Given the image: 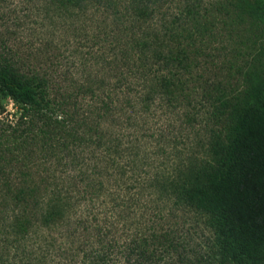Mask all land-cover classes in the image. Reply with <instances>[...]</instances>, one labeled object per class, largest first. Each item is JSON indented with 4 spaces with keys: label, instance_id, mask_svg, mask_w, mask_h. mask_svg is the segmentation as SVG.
<instances>
[{
    "label": "trees",
    "instance_id": "trees-1",
    "mask_svg": "<svg viewBox=\"0 0 264 264\" xmlns=\"http://www.w3.org/2000/svg\"><path fill=\"white\" fill-rule=\"evenodd\" d=\"M199 1L44 0L47 7L58 8L60 16L88 7L101 14L95 37L107 50L90 58L98 62L104 61L102 53L109 55L103 65L109 73L100 76L102 80L96 79L95 88L101 90L96 95L94 88L93 97L99 106L91 102L84 107L64 92L53 90L44 76L27 75L0 64V98L9 99L19 111L14 127L8 133L0 130V135L13 143L14 131L22 125L21 133L27 131L37 138V152L54 154L59 178L48 181L42 171L38 181L30 175L26 178L18 168L16 182L0 183L15 242L23 240L31 226H63L68 230L71 224L65 236L84 237L83 246L78 245L71 254H75L77 264H109L107 253L119 248L125 251L123 264H144L158 243L146 249L138 244L140 237L133 235L120 247L113 236L109 238L112 221L106 224L105 217L92 210L81 216L73 211L75 203L85 206L88 198L106 195L114 201L112 210L125 214L124 199L137 200L143 194L147 202L153 201V208L159 199L168 197L174 204L207 215L217 239L220 263L264 261V76L253 83L248 73L244 87L234 93L210 91L206 79L201 81L208 87L201 92L190 86V81L197 80L194 75L200 65L195 41L210 35L212 29L211 13L202 11ZM229 4L264 24V0H234ZM217 8L215 12H220ZM91 20L96 22V18ZM195 63L197 67L192 66ZM86 72L89 77L90 71ZM84 90L92 91L91 86ZM203 99L215 101L213 108L221 114L222 124L210 134L205 149L208 156L179 162L170 171L162 167L163 172L150 173L146 155H140L144 147L137 137L142 124L136 121L138 110L149 113L159 104L177 113L186 110V104L194 101V107ZM120 119L125 120L124 127H112V122ZM125 125L136 133L125 131ZM29 153L26 149L22 159ZM127 215H121L124 222ZM46 245L49 249L52 246ZM38 264L46 263L40 260Z\"/></svg>",
    "mask_w": 264,
    "mask_h": 264
},
{
    "label": "rangeland",
    "instance_id": "rangeland-1",
    "mask_svg": "<svg viewBox=\"0 0 264 264\" xmlns=\"http://www.w3.org/2000/svg\"><path fill=\"white\" fill-rule=\"evenodd\" d=\"M199 2L202 3V11H210L209 20L215 26L210 23L211 34H205L201 40L195 41V55L201 66L194 75L197 80L190 81V86L201 92L207 86L202 83L206 79L210 91L220 89L224 93H234L233 90L244 87L248 73L252 74L253 83L263 80L264 24L253 21L239 8L232 7L229 2L234 0ZM215 7H220L217 8L220 12H215ZM92 17L96 18L95 23ZM100 19L101 14L93 7L60 16L59 9L47 7L44 0H0V64L9 65L27 75L44 76L53 90L64 92V95L84 107L91 102L99 106L98 100L95 101L93 97L96 79L109 73V68L103 66L109 55L102 53L104 61L98 62L90 58L98 51L106 53L107 50L103 47V41L95 37L98 25L101 27ZM98 47H102V50ZM86 69L90 71L89 77ZM85 86H91L90 94L84 90ZM100 90L95 88L94 94L97 95ZM211 102L203 99L192 107L193 101L186 104V110L177 113L167 106L154 104L149 113L142 108L138 110L136 121L142 122L138 131H128L130 128L125 125V131H137V137L141 138L139 141L144 150L140 151V155H146L145 163L151 166L147 164L150 173L163 172L162 167L170 171L179 162L199 161L208 156L205 149L210 134L222 127L221 114L213 108L215 101ZM18 115V109L9 99L0 98V130L8 133ZM124 122L123 119L114 121L112 127H124ZM103 125L106 124L103 122ZM22 128L19 125L14 131L16 141L13 143L0 135V183L16 182L18 168L26 173V178L30 175L39 181V172L43 171L48 181L58 180L54 170V154L50 151L44 154L37 152V138L27 131L21 133ZM161 129L164 132L158 133ZM11 137L9 135L8 138ZM154 139L159 143L155 144ZM26 149L30 153L22 159L21 155L26 153ZM193 155L198 158L193 159ZM3 192L0 189V264H38L40 260L46 264H77L75 254L72 255L74 257L71 254L78 245L83 246L81 241L84 237L76 234L65 236L70 232L71 224L68 230L63 226L53 229H35L31 226V231L23 240H19L22 242L18 245L19 241L15 242L13 229L8 224L11 214L1 198ZM40 194L47 197V193ZM142 195L137 200L124 199V210L128 213L124 217L125 222L122 217L126 213L112 210L114 201H110L106 195L88 198L85 206L83 202L75 203L73 211L81 216L89 215V210H92L100 215L98 217H105L106 224L112 221L114 225H107L111 231L109 238L113 236L112 240L114 238L120 247L133 235L140 237L138 244L146 249L158 243L156 251L149 254L144 264H234L220 263L217 239L207 215L174 204L173 198L169 200L168 197L159 199L153 208V201L147 202ZM119 199L116 201L121 202ZM119 220L124 223L121 224ZM145 237L149 238L144 241ZM46 243L52 244L50 249ZM119 249L107 253L109 264L125 263V251ZM20 251L29 258L21 255ZM260 264H264V261Z\"/></svg>",
    "mask_w": 264,
    "mask_h": 264
}]
</instances>
